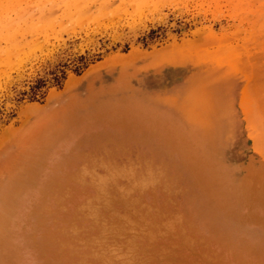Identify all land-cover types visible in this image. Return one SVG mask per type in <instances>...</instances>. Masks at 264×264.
<instances>
[{"label":"rangeland","instance_id":"obj_1","mask_svg":"<svg viewBox=\"0 0 264 264\" xmlns=\"http://www.w3.org/2000/svg\"><path fill=\"white\" fill-rule=\"evenodd\" d=\"M263 105L264 0H0V219L84 264H264Z\"/></svg>","mask_w":264,"mask_h":264},{"label":"crops","instance_id":"obj_2","mask_svg":"<svg viewBox=\"0 0 264 264\" xmlns=\"http://www.w3.org/2000/svg\"><path fill=\"white\" fill-rule=\"evenodd\" d=\"M141 141V151L150 152L145 145L146 141ZM143 143L144 145H141ZM153 154L155 159L160 158L159 152ZM24 214H26L25 208L18 206L15 213L10 215L13 227L3 225L4 222L0 219L1 246L6 242L16 250L14 256V251L6 250L5 247L0 249V262L4 264H72L73 262L84 264L83 256L89 254L92 257L93 254L86 251L90 247L84 248L85 250L77 248L75 251L72 247L66 248L65 228L62 223L46 222L40 219V215L33 214L30 218Z\"/></svg>","mask_w":264,"mask_h":264},{"label":"bare ground","instance_id":"obj_3","mask_svg":"<svg viewBox=\"0 0 264 264\" xmlns=\"http://www.w3.org/2000/svg\"><path fill=\"white\" fill-rule=\"evenodd\" d=\"M264 106V105H263ZM252 113H254L253 111H252ZM253 115H255V114H252V116H251V114H250V116L251 117H249L250 119H248L249 120V122L250 121H253V119H254V122H256V116L254 117ZM252 119V120H251ZM252 124V123H251ZM255 124H257V125H259L258 123H255ZM257 125H255L256 127V129H257V127H259V126H257ZM264 126V125H263ZM261 128H263L262 126H260ZM260 127L257 129V132L259 133L260 132ZM259 130V131H258ZM264 130V129H263ZM262 130V131H263ZM261 133V132H260ZM262 134H264V132H262L261 133V135H258L259 137L260 136H263ZM261 138H263V137H261ZM262 142H263V144H264V141H263V139H262ZM261 143V142H260ZM263 150V149H262ZM36 165V164H35ZM35 165L34 166H27V168H26V170H27V172H26V175H25V177H24V179L23 180H21V181H18V182H16V186H15V188L11 191V192H13V193H15V192H18L21 188H23L25 185H26V183L27 182H31L33 179V174L35 173ZM30 167V168H29ZM7 198H8V200H10L11 198H9L8 196H7ZM0 249H3V247L0 245ZM1 263V262H0Z\"/></svg>","mask_w":264,"mask_h":264}]
</instances>
